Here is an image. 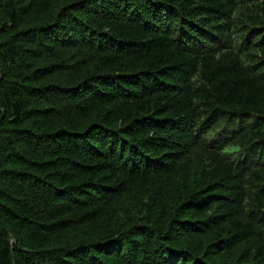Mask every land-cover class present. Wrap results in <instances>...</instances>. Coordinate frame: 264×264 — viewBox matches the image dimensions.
Here are the masks:
<instances>
[{
	"label": "trees",
	"instance_id": "obj_1",
	"mask_svg": "<svg viewBox=\"0 0 264 264\" xmlns=\"http://www.w3.org/2000/svg\"><path fill=\"white\" fill-rule=\"evenodd\" d=\"M0 264H264V0H0Z\"/></svg>",
	"mask_w": 264,
	"mask_h": 264
}]
</instances>
